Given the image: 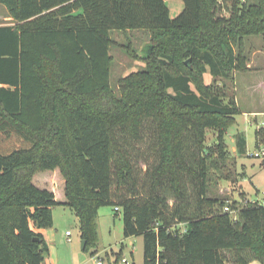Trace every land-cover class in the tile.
Returning a JSON list of instances; mask_svg holds the SVG:
<instances>
[{"label": "trees", "instance_id": "1", "mask_svg": "<svg viewBox=\"0 0 264 264\" xmlns=\"http://www.w3.org/2000/svg\"><path fill=\"white\" fill-rule=\"evenodd\" d=\"M182 1L171 18L165 0H0L15 21L0 24V264H44L40 229L56 205L77 216L84 250L109 205L124 237L142 236L143 264H226L225 249L235 264H247L246 249L264 257V205L246 202L233 219L206 195L211 162L226 156L224 130L242 110L203 81L207 68L233 82L251 71L244 37L261 35L264 47V0H231L227 13L217 0ZM114 29L151 32L144 68L123 76L119 93L109 86ZM148 120L157 160L143 195L117 130L139 141ZM185 175L195 199L180 203Z\"/></svg>", "mask_w": 264, "mask_h": 264}, {"label": "rangeland", "instance_id": "2", "mask_svg": "<svg viewBox=\"0 0 264 264\" xmlns=\"http://www.w3.org/2000/svg\"><path fill=\"white\" fill-rule=\"evenodd\" d=\"M171 18H175L184 8L182 0H165ZM223 6L225 13L231 5V0H217L216 8ZM221 13V12H220ZM219 10H218V14ZM227 13V12H226ZM6 5L0 2V24H14ZM111 46L109 53L112 55L109 74V86L119 93L120 79L134 71L144 68L143 57L151 39V32L145 29H127L110 31ZM245 50L248 64L253 68L248 73L236 72L235 80L221 76H213L207 71L203 75L206 84L215 85L224 94V100L235 96L242 112L235 115V122L224 130L226 142V156L214 157L208 170L206 195L210 198L221 199L215 205L217 211L228 205L233 219L238 217V209L246 202L255 198L264 200V47L261 35L244 37ZM122 45L130 47L123 48ZM128 48V50H127ZM130 52L131 55L128 53ZM253 54V55H252ZM186 60H184L185 62ZM256 111V113H249ZM239 134L246 137L244 152L240 145ZM119 141L127 150L134 165V178L138 190L145 194L149 184L148 170L157 160L155 145L154 124L146 121L142 128V138L134 141L120 130H117ZM217 142V129L210 128L206 131L205 144L210 150ZM257 143V144H256ZM35 180V179H34ZM185 197L180 203L188 199H195L192 192L190 177L184 178ZM56 181H52L51 188L58 198L61 195ZM56 188V189H55ZM115 189V187L113 188ZM117 198L120 193L125 194V189L115 190ZM128 194V193H127ZM170 205L175 202L173 194L167 195ZM257 201V202H258ZM113 206L105 205L98 209L96 217V246L82 249L79 220L74 212L67 206L56 205L52 207L53 224L46 229H40L44 234L48 251L45 253L44 264H114L116 254L119 252L118 264H143V239L141 235L124 237L121 212H116ZM68 231V233L66 232ZM255 251V250H254ZM246 249L242 251L247 264H264V257H258L256 251ZM226 264H235L236 256L231 249L222 251ZM125 257L128 263L121 262Z\"/></svg>", "mask_w": 264, "mask_h": 264}, {"label": "built area", "instance_id": "3", "mask_svg": "<svg viewBox=\"0 0 264 264\" xmlns=\"http://www.w3.org/2000/svg\"><path fill=\"white\" fill-rule=\"evenodd\" d=\"M262 125H264V123H262ZM261 153H264V149L261 150ZM258 200H260V199L255 198L252 202H257ZM258 202L259 203H262L264 205V200L258 201ZM115 209H118V207H115ZM224 209H225V211L230 212V208L228 206H225ZM67 233H68V231H67ZM122 262L128 263V260L125 257H123L122 258ZM95 264H101V262L100 261H97Z\"/></svg>", "mask_w": 264, "mask_h": 264}, {"label": "crops", "instance_id": "4", "mask_svg": "<svg viewBox=\"0 0 264 264\" xmlns=\"http://www.w3.org/2000/svg\"><path fill=\"white\" fill-rule=\"evenodd\" d=\"M253 55V54H252ZM248 66H250L251 68H253V65H251V62L248 64ZM260 84H262L263 88V95H264V81H261ZM249 113H256V111H253V112H249ZM53 215V214H52ZM46 229V228H45ZM67 232V231H66ZM43 234V233H42ZM44 235V234H43ZM45 238V237H44Z\"/></svg>", "mask_w": 264, "mask_h": 264}, {"label": "water", "instance_id": "5", "mask_svg": "<svg viewBox=\"0 0 264 264\" xmlns=\"http://www.w3.org/2000/svg\"><path fill=\"white\" fill-rule=\"evenodd\" d=\"M34 240L38 241L39 239H38V237H34ZM81 247H82V249H84V247H85V240L84 239H82Z\"/></svg>", "mask_w": 264, "mask_h": 264}]
</instances>
